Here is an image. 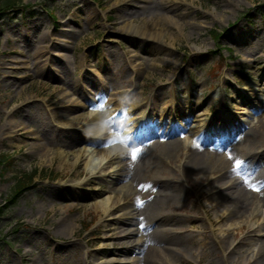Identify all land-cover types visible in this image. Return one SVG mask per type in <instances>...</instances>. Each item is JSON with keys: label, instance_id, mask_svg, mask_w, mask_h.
Returning a JSON list of instances; mask_svg holds the SVG:
<instances>
[{"label": "rangeland", "instance_id": "1", "mask_svg": "<svg viewBox=\"0 0 264 264\" xmlns=\"http://www.w3.org/2000/svg\"><path fill=\"white\" fill-rule=\"evenodd\" d=\"M17 5L23 11L0 17V159L8 160L0 167V205L18 179L37 173L16 203L0 211V264H145L134 262L139 257L151 264L155 245L174 264L253 262L264 241V189L256 183L264 158L250 176L245 170L248 153L264 154V0ZM143 24L153 28L151 35L132 32ZM91 89L102 113L87 107ZM108 91L115 92L111 105L100 100ZM119 114L131 139L133 122L143 115L147 131L159 121L176 124L180 138L194 133L192 150L204 154L197 156L200 165L186 164L191 152H182L178 141L174 155L149 168L131 163L128 176L113 184L98 169H86L83 142L72 140L91 138L98 120L114 122ZM230 124L227 143L217 132ZM132 141L116 143L111 166L132 160ZM237 159L244 163L242 196L235 200L238 187L221 184L236 179ZM216 165L228 168L226 178L215 176ZM158 201L162 218L154 220L141 208Z\"/></svg>", "mask_w": 264, "mask_h": 264}, {"label": "bare ground", "instance_id": "2", "mask_svg": "<svg viewBox=\"0 0 264 264\" xmlns=\"http://www.w3.org/2000/svg\"><path fill=\"white\" fill-rule=\"evenodd\" d=\"M132 32L138 33V34H141V35H143L144 32L145 33L148 32V34L151 35V33L153 32V28H150L147 25L143 24V27L134 26L132 28ZM154 33H155V31H154ZM72 119L75 120L76 117L75 118L72 117ZM72 119H71V121L67 120V123H64V124L62 123L63 126L64 127H68V125H67L68 123L69 124L73 123ZM160 126H162V125H160ZM160 126L156 130L150 129L148 131L147 130L143 131V134L141 133L142 134L141 137L142 138L145 137L146 139L148 138V140L150 142V145L137 148V150H135V152H136V156L137 157L139 156V158H137L135 160L129 159L126 162L121 163V165H115V166L112 165L111 166L112 159L109 156L115 150V146L109 144L110 141H109V137L108 136L104 137V138H106V143H105L104 139L99 138L100 136L102 137L101 134L104 132V130L106 128V126L103 123V121H98L96 123V125L93 126L91 133H92V135H94V139H89V138L86 137V140H83L82 137H77L76 136V138H74L72 140V143L80 142V141L84 142L83 144H81L82 145L81 146L82 147V153L85 156L84 167L86 169H90V171H95V170L98 169V172L102 173L103 175H107L108 179H110V181H112L111 184H113L115 181H117V179L119 180L120 176H122V175L128 176L129 173H127V169H128V166L131 165V163H133L134 166H136V167H138L139 164H142L143 166L142 165H140V166H142L143 168H149V166H155L157 163H159L160 160H163L162 158L164 156H172V155H174L173 152L178 148L179 145L174 140H170L168 142L161 140L162 137H165V136L169 137L173 133V131H172L173 127H169L168 130H166L163 126H162V128ZM225 126L226 127H230V125H225ZM17 128H20V127L18 126ZM235 131H236V129H235ZM191 136L188 135V136H184L183 137V139L181 141V143H183V145L181 147L182 148V152H184V153L185 152H191L190 155L187 156L189 158V161L187 160L186 164L189 163V165H190V164H195L196 163V164L200 165L198 157L203 158L204 154L194 153V149L192 150L193 145H192V147H190L191 146L190 145L191 144ZM84 138H85V136H84ZM155 138H160V139L157 140ZM99 140H104L103 143L107 144L108 147H105V148L97 147V146H99V143H100ZM36 149L43 151V152H41V157L43 159L48 158V160L51 161V157L52 156L48 157V154H50V153L48 151L47 152L44 151L45 150V146L43 144H38ZM249 154L250 153L247 154L248 155V159L247 160L249 161V164L247 166V169L245 170L247 177L252 174L251 170L253 168H257L258 164L262 163L261 160L264 158V154L258 159H255L252 156L250 157ZM149 155H150V158H149ZM227 155L228 154H225V156L222 158V161L226 160ZM127 156H126V158H127ZM145 156H146V160L144 161L143 159H144ZM252 159L256 160V162L252 161ZM62 160L66 161V156H63ZM225 162H228V161L226 160ZM227 166L228 165H226V167ZM106 167H110V169L106 168ZM114 167H116V168H114ZM212 169L214 171L216 170L215 171V174H216L215 176L219 177V178L220 177H225L226 178V175L229 172L228 168H225V170H223V167H219V165L214 166ZM237 178H239V179H237ZM242 180H243L242 175L241 174L237 175L236 179L229 180V182L225 181L226 183L222 182L221 189H226L227 188V189L231 190L232 188H237L238 187L234 191V193L232 194V197L235 200H237L239 197L242 196V194H241V192H242L241 189L242 188L240 186L241 185L240 183H241ZM256 183L257 184H261V186L264 189V175H263L262 180L259 181V182H256ZM160 184H163L162 187L169 186V184L164 183V182H161ZM216 186H218V185H216ZM161 189L165 190L163 188H161ZM108 191H110V190L108 189ZM109 198H110V195L107 196V198L100 204V207H101V209H103V211H106L108 209ZM235 203L236 202H233V205H232V206H234V208H233L234 210L236 209V206H238V205H235ZM160 205H161V201H158V202H156L155 206L146 205L144 208L142 207L141 210H143L145 213L149 212V216L151 217V215H152V219H154V220L159 219V218L161 219L162 217L160 216V214L155 213V211L156 212L158 211L157 208ZM227 209L229 210V211H227V217H229L233 213V210H232V208H229V207H227ZM110 212H112V211H110ZM134 213H135L134 211H131L130 215L134 216ZM253 214H254V212L249 213V215H251V216ZM74 225H75V221H72L71 225H70L71 229H73ZM127 236H129L128 233H121V237L122 238L123 237H127ZM237 244L240 245V241L235 243L234 246L230 248L228 254L234 250L233 248ZM239 245H238V248H239ZM130 249H131V251L134 250L133 247L130 248ZM142 251L140 253H142ZM149 252L151 253V254H149V256L151 258L149 263H151V264H174L168 258L169 252H167V253L161 252V250L157 249L156 245L153 246L152 250H150ZM256 255H257V257H256ZM255 257H254L255 260L253 262H251V263H248V264H262V260L260 258L264 259V241L261 243V246L259 247V250L257 251V254H255ZM146 260H147V257H144L143 259H140V257H139V259L136 258L134 262L141 263V261H143L146 264L148 262Z\"/></svg>", "mask_w": 264, "mask_h": 264}, {"label": "trees", "instance_id": "3", "mask_svg": "<svg viewBox=\"0 0 264 264\" xmlns=\"http://www.w3.org/2000/svg\"><path fill=\"white\" fill-rule=\"evenodd\" d=\"M16 2L17 0H3L1 3H0V16L1 14L5 13V11H7V8H11L12 6H15L16 5ZM31 176L28 178L30 180ZM24 188H26V186H20V188L14 192L15 195H13L11 197V200L12 202L15 201L16 197L18 196V193H20L21 190H23Z\"/></svg>", "mask_w": 264, "mask_h": 264}, {"label": "snow or ice", "instance_id": "4", "mask_svg": "<svg viewBox=\"0 0 264 264\" xmlns=\"http://www.w3.org/2000/svg\"><path fill=\"white\" fill-rule=\"evenodd\" d=\"M131 158L133 160H135L137 158L135 151L132 152ZM242 163H244V162H242L239 159H237L236 162H235V166H234V169L233 170L236 172L237 175H240L241 174L240 171H238V170L241 169ZM245 183H247V180H245ZM253 188H254V190H258V189L255 188V186H253ZM141 227H143V225H141Z\"/></svg>", "mask_w": 264, "mask_h": 264}]
</instances>
